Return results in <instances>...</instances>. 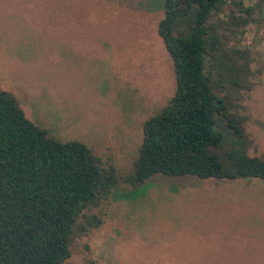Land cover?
I'll return each instance as SVG.
<instances>
[{
	"label": "rangeland",
	"instance_id": "1",
	"mask_svg": "<svg viewBox=\"0 0 264 264\" xmlns=\"http://www.w3.org/2000/svg\"><path fill=\"white\" fill-rule=\"evenodd\" d=\"M262 8L228 42L250 52L252 88L218 93L244 119L248 155L264 159ZM162 17L163 0H0V88L50 136L85 143L124 174L143 122L175 91ZM143 190L87 209L104 222L74 232L63 264H264V181L157 174Z\"/></svg>",
	"mask_w": 264,
	"mask_h": 264
},
{
	"label": "trees",
	"instance_id": "2",
	"mask_svg": "<svg viewBox=\"0 0 264 264\" xmlns=\"http://www.w3.org/2000/svg\"><path fill=\"white\" fill-rule=\"evenodd\" d=\"M257 1L163 0L157 30L173 62L175 91L143 122L124 174L85 143L50 136L0 88V264H63L74 232L104 222L87 209L143 194L157 174L264 181V159L247 153L244 119L232 111L233 98L218 93L253 86L250 52L228 42L262 12L264 0ZM223 147L220 156L215 149ZM121 185L132 189L119 193Z\"/></svg>",
	"mask_w": 264,
	"mask_h": 264
}]
</instances>
